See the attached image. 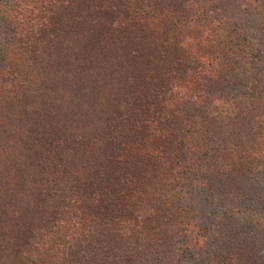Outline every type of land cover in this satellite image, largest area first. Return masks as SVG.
Here are the masks:
<instances>
[{"label":"trees","instance_id":"obj_1","mask_svg":"<svg viewBox=\"0 0 264 264\" xmlns=\"http://www.w3.org/2000/svg\"><path fill=\"white\" fill-rule=\"evenodd\" d=\"M0 264H264V0H0Z\"/></svg>","mask_w":264,"mask_h":264}]
</instances>
